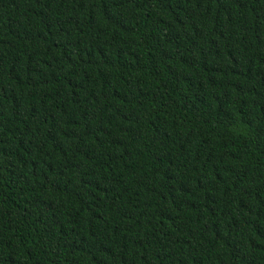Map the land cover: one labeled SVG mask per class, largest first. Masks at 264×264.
I'll list each match as a JSON object with an SVG mask.
<instances>
[{
  "label": "trees",
  "instance_id": "1",
  "mask_svg": "<svg viewBox=\"0 0 264 264\" xmlns=\"http://www.w3.org/2000/svg\"><path fill=\"white\" fill-rule=\"evenodd\" d=\"M0 264H264V0H0Z\"/></svg>",
  "mask_w": 264,
  "mask_h": 264
}]
</instances>
